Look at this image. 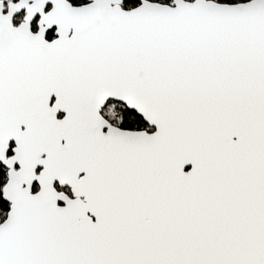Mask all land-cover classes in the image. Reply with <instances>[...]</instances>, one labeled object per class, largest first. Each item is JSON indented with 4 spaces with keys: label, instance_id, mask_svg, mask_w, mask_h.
<instances>
[{
    "label": "snow or ice",
    "instance_id": "obj_1",
    "mask_svg": "<svg viewBox=\"0 0 264 264\" xmlns=\"http://www.w3.org/2000/svg\"><path fill=\"white\" fill-rule=\"evenodd\" d=\"M0 264H264V0H0Z\"/></svg>",
    "mask_w": 264,
    "mask_h": 264
}]
</instances>
